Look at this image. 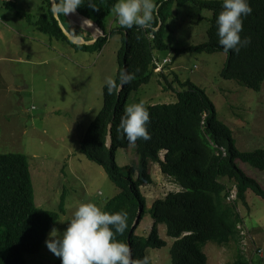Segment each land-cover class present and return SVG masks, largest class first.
Returning a JSON list of instances; mask_svg holds the SVG:
<instances>
[{
  "label": "trees",
  "instance_id": "trees-1",
  "mask_svg": "<svg viewBox=\"0 0 264 264\" xmlns=\"http://www.w3.org/2000/svg\"><path fill=\"white\" fill-rule=\"evenodd\" d=\"M170 1H158L151 27L134 25L127 29L119 23L111 28L106 24L117 0H83L77 8L78 13L96 22L104 31L92 44L69 40L59 20L50 11L51 0H41L42 13L35 24L52 38L67 40L79 49L96 52H101L114 34H121L119 75L133 73L134 79L124 85L120 93L109 94L104 86V105L87 128L80 150L88 159L101 165L119 188V193L107 200L104 210L127 212V227L122 234L116 235V239L131 247L133 259L139 261L147 256L146 250L150 247L167 245L158 229L159 224H165L168 235L174 238L170 250L172 264H209L205 246L210 241L218 245L231 242L237 245L235 260L226 264H256L254 258L258 254L250 259L242 249L243 236L238 224L244 221V217L239 205L248 207V190L264 198V187L237 160L264 171V149H238L231 127L218 118L216 106L206 90L193 80L181 81L174 71L171 72L174 75L172 81L164 72L159 73L164 75V87L176 92L177 100L144 104L150 117L147 129L150 139L138 138L130 142L119 127L129 94L147 83L155 73L157 58L154 51L172 47L165 38L170 14L165 7ZM177 1L179 4L192 1L201 8L212 10L213 15L207 40L177 47L174 50L176 55L225 52L218 43L216 24L223 0ZM249 3L252 12L243 18L240 35L242 39L250 38V43L241 47L238 53L225 52L227 59L222 76L235 78L249 88L260 89L264 82V0H249ZM150 34L154 36L150 37ZM110 123H113V141L109 147ZM132 144L136 145L138 161L127 166L128 173L124 174L116 161L117 150ZM150 163L158 164L161 172L180 189L155 200L152 208L154 224L150 234L143 237L136 233V229L147 208L142 186L153 183ZM233 186L237 188V200L229 202L227 197ZM140 208L141 221L132 232ZM61 211H65L64 207ZM58 217V212L36 204L28 156L21 152H2L0 148V264H26L27 254L41 251ZM54 264H61V259Z\"/></svg>",
  "mask_w": 264,
  "mask_h": 264
},
{
  "label": "rangeland",
  "instance_id": "rangeland-1",
  "mask_svg": "<svg viewBox=\"0 0 264 264\" xmlns=\"http://www.w3.org/2000/svg\"><path fill=\"white\" fill-rule=\"evenodd\" d=\"M11 4L9 0H0V148L2 152H21L28 156L36 204L59 213L52 229L62 232L78 205L95 202L103 205L104 210L107 200L119 193L105 169L80 149L87 128L104 105L106 79L116 80L119 75L122 38L121 34H114L101 52L74 49L69 41L57 40L37 29L41 0H14ZM167 9L170 14L165 38L172 47L154 51L161 62L171 60L165 67L167 76L174 77L169 71L171 66L181 81L193 80L206 90L216 106L218 118L231 127L239 150L264 149V82L260 89H253L235 78L223 77L227 59L223 51L176 55L177 47L207 40L213 12L192 1L179 4L177 0H171ZM117 23L112 12L106 24L117 26ZM73 25L76 33L83 30L80 25ZM162 69L155 70L147 83L129 94L126 108L141 101L169 103L171 96L177 100L176 92L163 87L165 81L159 74ZM116 161L127 174V166L138 161L136 145L119 147ZM237 162L264 187L263 170ZM150 172L153 183L142 186L147 208L136 229L143 237L150 234L154 224L155 200L176 190L166 183L168 179L158 164L153 163ZM247 201L248 207L239 205L247 229L242 249L253 259L258 246L263 248L259 254H264V198L249 190ZM63 207L65 211H61ZM158 229L167 245L146 250L150 264H172L170 250L174 238L168 235L165 224H159ZM48 238L39 253L27 254L26 264H54L61 259L47 248ZM205 252L209 264L231 263L236 258L237 245L210 241ZM254 261L264 264V256H255Z\"/></svg>",
  "mask_w": 264,
  "mask_h": 264
},
{
  "label": "clouds",
  "instance_id": "clouds-1",
  "mask_svg": "<svg viewBox=\"0 0 264 264\" xmlns=\"http://www.w3.org/2000/svg\"><path fill=\"white\" fill-rule=\"evenodd\" d=\"M83 0H51L50 11L53 16H64L75 10ZM91 7L92 5L89 4ZM157 0H117L112 11L121 27L131 29L152 26ZM249 0H223L222 10L216 18L218 43L225 52L238 53L240 48L250 43V38L242 39L243 18L250 15ZM155 71V70H154ZM134 79L133 73L123 72L118 82L107 78L105 86L109 94L119 93L124 85ZM149 112L144 103L137 102L125 109L121 117L120 129L130 142L138 138L148 140ZM127 212H107L103 205L85 202L78 205L66 229L62 232L53 228L46 240L47 248L61 258V264H150L145 256L133 259L131 248L116 239L126 227Z\"/></svg>",
  "mask_w": 264,
  "mask_h": 264
},
{
  "label": "water",
  "instance_id": "water-1",
  "mask_svg": "<svg viewBox=\"0 0 264 264\" xmlns=\"http://www.w3.org/2000/svg\"><path fill=\"white\" fill-rule=\"evenodd\" d=\"M75 11L78 13L77 9ZM79 15L80 16L76 15L75 12H70V13L67 14V16L71 19L72 23H73V20H75L78 25H80L83 29L89 31L92 34L93 38L91 40H86L84 37L74 35L62 23V21L60 20V16H56V18L58 20H60L59 21L60 26L62 27V29H63L64 33L66 34V36L72 42L77 43V44H92V43L96 42L99 39V37L104 34L103 29L96 22L84 17L81 14H79ZM121 90H120V92H121ZM112 126H113V123H110V125H109V134H108V142H107V145L109 147L111 146L112 141H113L112 140ZM141 217H142V208H140L139 211H138V215H137V217L135 219V222H134V224L132 226V232L135 229V227L139 225V223L141 221Z\"/></svg>",
  "mask_w": 264,
  "mask_h": 264
},
{
  "label": "crops",
  "instance_id": "crops-1",
  "mask_svg": "<svg viewBox=\"0 0 264 264\" xmlns=\"http://www.w3.org/2000/svg\"><path fill=\"white\" fill-rule=\"evenodd\" d=\"M9 3H10V4L12 3L11 5H13L14 0H9ZM60 20H61L62 23L65 25V27H66L68 30H70L74 35H79V36H81V37H84L86 40H91V39L93 38V37H92V34H91L89 31L85 30V29H83V30L81 29V30L78 31L79 33H76V27H74L73 24H77V23H75L76 21L74 22V20H73V23H72V21H70V18H69L67 15L60 17ZM60 20H59V21H60ZM64 20L68 23V26L65 24ZM111 24H112V23H111ZM111 26H112V25H110L109 28H111ZM36 27H37V26H36ZM37 29H38V27H37ZM87 32H88L89 34H91V38H87V34H88ZM57 40H59V39H57ZM64 41H65V40H64ZM66 41H67V40H66ZM70 44H71V43H70ZM71 45H72L73 47H75L74 49H78V48H77L76 46H74L73 44H71ZM156 58H157V60H155V66H156V62H157V61H160V62L162 61L160 57H157V56H156ZM164 58H166V57H164ZM164 58H163V59H164ZM168 66H169V65H168ZM168 66H167V67H168ZM165 67H166V66H164V71H163V72H164V75L167 76V74H166L167 72H165V71H167V70L165 69ZM169 68H170L169 71L172 72V71H171V66H169ZM154 69H155V67H154ZM164 75H163V76L161 75V78H160V79H163V80H164ZM167 79H168L169 81H172V78H170V76H167ZM164 81H165V80H164ZM160 84L163 85V83H161V82H160ZM161 87H162V86H161ZM163 87H164V86H163ZM162 92H163V91H162ZM166 92H167V91H166ZM172 92H173V91H172ZM164 94L167 96L166 93H164ZM170 100H171V102H175V101H176V100H172V96H171V99H170ZM157 103H163V102H157ZM169 103H170V102H169ZM152 164H153V163H151L150 168H151ZM158 166H159V165H158ZM31 174H32V173H31ZM163 175L166 176V178L168 179V180L166 181V183L171 184V186H172V187H175L176 190H179V189H180V186H179L178 184L174 183L173 180H172L170 177H168V176L165 175V174H163ZM153 179H154V178H153ZM248 192H249V190H248ZM248 192H247V197H248Z\"/></svg>",
  "mask_w": 264,
  "mask_h": 264
},
{
  "label": "built area",
  "instance_id": "built-area-1",
  "mask_svg": "<svg viewBox=\"0 0 264 264\" xmlns=\"http://www.w3.org/2000/svg\"><path fill=\"white\" fill-rule=\"evenodd\" d=\"M154 35L153 34H150V37H153ZM165 61H166V63H165ZM171 60H167V59H165L164 60V62H160V61H157L156 62V66H155V69L154 70H156V71H162L163 69L162 68H164V66L168 63V62H170ZM227 200L229 201V202H235L236 200H237V188H236V186H233L231 189H230V191H229V195H228V197H227ZM238 228H239V230H241V234H242V239L244 238V236L247 234V229H246V224H245V222L243 221V222H240L239 224H238ZM242 246H243V242H242ZM262 250V248L261 247H257L256 248V251L254 252L255 254H253V255H256V254H258V255H260L261 257L262 256H264V254L263 255H261V254H259V252Z\"/></svg>",
  "mask_w": 264,
  "mask_h": 264
},
{
  "label": "bare ground",
  "instance_id": "bare-ground-1",
  "mask_svg": "<svg viewBox=\"0 0 264 264\" xmlns=\"http://www.w3.org/2000/svg\"><path fill=\"white\" fill-rule=\"evenodd\" d=\"M75 14L78 15V16H80L76 11H75Z\"/></svg>",
  "mask_w": 264,
  "mask_h": 264
}]
</instances>
